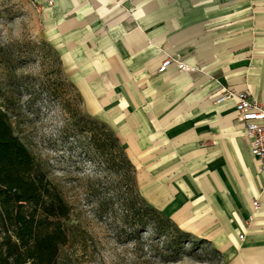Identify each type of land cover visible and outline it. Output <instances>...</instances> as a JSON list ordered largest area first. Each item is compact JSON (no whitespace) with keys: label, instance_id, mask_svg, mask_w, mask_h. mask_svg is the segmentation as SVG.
Instances as JSON below:
<instances>
[{"label":"crops","instance_id":"obj_1","mask_svg":"<svg viewBox=\"0 0 264 264\" xmlns=\"http://www.w3.org/2000/svg\"><path fill=\"white\" fill-rule=\"evenodd\" d=\"M33 16L139 195L216 249L212 264H264V173L233 101L215 102L227 85L264 103V0H54Z\"/></svg>","mask_w":264,"mask_h":264},{"label":"rangeland","instance_id":"obj_2","mask_svg":"<svg viewBox=\"0 0 264 264\" xmlns=\"http://www.w3.org/2000/svg\"><path fill=\"white\" fill-rule=\"evenodd\" d=\"M35 11L27 0H0V42L7 53L0 84L15 132L48 162L50 178L71 205L70 238L59 264H212L218 257L205 244L196 254L211 261H163L171 236L135 224L126 209L134 171L118 163L115 153L101 154L90 133L80 131L73 111L90 115L54 49L37 37Z\"/></svg>","mask_w":264,"mask_h":264},{"label":"trees","instance_id":"obj_3","mask_svg":"<svg viewBox=\"0 0 264 264\" xmlns=\"http://www.w3.org/2000/svg\"><path fill=\"white\" fill-rule=\"evenodd\" d=\"M6 55L0 42V65ZM4 96L0 84V264H59L62 248L70 238L71 205L50 178L48 162L38 159L15 132ZM73 112L78 116L75 119L80 131L90 133L93 146L101 154L115 153L118 163L134 171L113 131L77 109ZM84 151L89 154V149ZM129 181L134 188L131 187L126 209L135 224L173 239L161 254L163 261H178L184 256L211 261L196 254L202 244L219 255L206 241L197 243L191 234L150 206L137 192L134 176H129Z\"/></svg>","mask_w":264,"mask_h":264},{"label":"built area","instance_id":"obj_4","mask_svg":"<svg viewBox=\"0 0 264 264\" xmlns=\"http://www.w3.org/2000/svg\"><path fill=\"white\" fill-rule=\"evenodd\" d=\"M36 10L43 6H52L54 0H27ZM111 3L119 0H108ZM174 59L167 57L160 65V69H165ZM180 70H189L191 67L185 65L180 60L177 62ZM221 93L216 97V103L231 100L234 103L237 118L245 126V134L249 139V148L255 158L258 169L264 173V103L259 101L249 90H236L227 85H220ZM253 209H259L258 199L252 202ZM244 234L240 233L239 238L243 239Z\"/></svg>","mask_w":264,"mask_h":264}]
</instances>
